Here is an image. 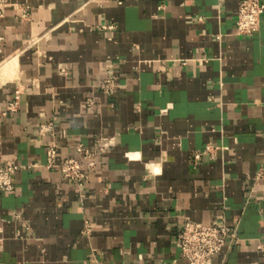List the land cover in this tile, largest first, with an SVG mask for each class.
<instances>
[{
  "label": "crops",
  "instance_id": "1",
  "mask_svg": "<svg viewBox=\"0 0 264 264\" xmlns=\"http://www.w3.org/2000/svg\"><path fill=\"white\" fill-rule=\"evenodd\" d=\"M9 2L0 164L29 168L0 189V264H183L185 221L235 232L209 264H264V15L242 35L238 0ZM110 140L83 191L46 168V143Z\"/></svg>",
  "mask_w": 264,
  "mask_h": 264
},
{
  "label": "built area",
  "instance_id": "2",
  "mask_svg": "<svg viewBox=\"0 0 264 264\" xmlns=\"http://www.w3.org/2000/svg\"><path fill=\"white\" fill-rule=\"evenodd\" d=\"M238 21L237 30L242 35H251L259 29L261 18L264 15V3L261 0H238ZM10 6L9 0H0V19L4 18L6 9ZM21 18L30 16V8L22 9ZM103 93L109 95L115 88V81L112 76H107L100 84ZM20 91L15 92L14 100L8 104L6 111H16L20 103ZM91 105V100L87 101V106ZM52 130V124L43 125L41 134ZM113 141H97V146L93 149L78 144L75 147L76 153L80 156L69 157L59 162L57 159L58 147L55 143H46L47 163L46 168L50 170L59 169L64 178L72 182L80 191L87 185L90 172L97 168L98 159L113 146ZM212 148L207 147L206 153H211ZM204 153H197L195 160H200ZM29 168L17 163L0 164V189L4 192L14 190L15 175L22 169ZM15 219H20L16 216ZM85 232H90L87 224ZM236 234L226 225H203L185 221L182 225L179 248L184 261L183 264H209L210 260L220 254L227 246L228 242L235 238ZM258 250L264 253V246L258 245Z\"/></svg>",
  "mask_w": 264,
  "mask_h": 264
}]
</instances>
